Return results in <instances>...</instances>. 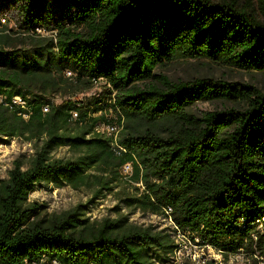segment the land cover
Wrapping results in <instances>:
<instances>
[{
	"label": "trees",
	"instance_id": "16d2710c",
	"mask_svg": "<svg viewBox=\"0 0 264 264\" xmlns=\"http://www.w3.org/2000/svg\"><path fill=\"white\" fill-rule=\"evenodd\" d=\"M17 8L18 30L0 27V94L10 104L0 103V138L32 141L35 155L0 179V264H172L179 244L166 230L123 214L94 220L87 204L50 213L29 201L42 182L86 186L96 199L114 190L128 162L143 187L122 199L129 208L165 215L170 207L179 231L200 234L225 258H264V94L156 73L176 59L264 71V0H23ZM99 81L116 92L111 105L52 101ZM198 101L233 106L199 117ZM110 109L111 122L124 121L121 156L95 131ZM62 146L74 157H55Z\"/></svg>",
	"mask_w": 264,
	"mask_h": 264
},
{
	"label": "rangeland",
	"instance_id": "374dc122",
	"mask_svg": "<svg viewBox=\"0 0 264 264\" xmlns=\"http://www.w3.org/2000/svg\"><path fill=\"white\" fill-rule=\"evenodd\" d=\"M22 1L18 0L17 4L14 1L0 0V27L4 24L2 19L5 18L7 20L5 23L9 22L10 29L18 30L22 19L17 5H20ZM37 32L44 37H50L54 31L41 26L37 28ZM156 73H162L173 81L211 78L243 83L256 87L264 94V71H247L209 59H176L163 67H158ZM69 75L67 73V76ZM74 94L73 88L63 90L54 94L52 101L58 103L62 99L73 97L74 100L84 101L86 105L96 101H103L104 104L111 105L116 92L112 91L111 86L105 81H99L91 88ZM14 104L21 105L18 100ZM232 106L231 103L198 101L191 107V111L201 117L207 112L229 110ZM107 113L111 116L114 115L112 109ZM34 155L35 147L32 141L20 137L0 138V179L8 178L9 171L14 167L16 160L24 163V167H26ZM54 156L68 159L74 157V154L67 146H62L54 152ZM119 173L120 178L114 184V190L112 192L104 191L96 199L94 192L86 186L76 189L67 184L56 187L53 183L42 182L38 183L34 191L30 193L29 201L44 204L50 213H60L78 204H87V215L94 220L113 219L119 214H123L128 216L131 222L152 225L157 229L166 230L180 244L172 264H205L211 261H214L215 264H264L263 257L245 252L232 254L225 258L200 234L192 235L174 230L171 219L166 214L157 215L129 208L122 199L129 194H135L136 187H140V192L143 187L140 183H133L132 174L123 173L122 167L119 169ZM259 229L264 232V222L259 226Z\"/></svg>",
	"mask_w": 264,
	"mask_h": 264
},
{
	"label": "built area",
	"instance_id": "2783aa9c",
	"mask_svg": "<svg viewBox=\"0 0 264 264\" xmlns=\"http://www.w3.org/2000/svg\"><path fill=\"white\" fill-rule=\"evenodd\" d=\"M2 22L5 23L6 19L3 18ZM68 74L71 75V72H68ZM16 100H18L20 102V104H21L20 106L22 108H25V101H23L19 97H16V99L13 100V103H15ZM0 103H3L5 105H10L9 103L6 102V97L3 94H0ZM43 110H44V112H48L49 111V105L48 104L45 105ZM72 114H73V118L76 119L78 117V113L77 112H73ZM23 116L26 119L29 117L28 114H23ZM107 119L108 120H106L104 122L98 123L96 125V127H95V131L97 133H99V134H102L104 137H106L109 140V144H110L111 150L117 156H121L124 153L128 152V150L119 143L120 133H121V130L123 129V122L124 121H121V123L111 122L112 121V116L111 115H108ZM132 171H133V165H132L131 162H128V163H126V164H124L122 166V172L125 173L126 175L127 174H132ZM171 213H172V208L168 207V208L165 209V214L167 215V217H169V219H171V222H172V225H173V229L176 230L177 232L181 233L182 231L178 230V227L176 226V224L172 220ZM263 222H264V218H263ZM263 222L261 223V225L263 224ZM261 233H264V232L261 231ZM173 238L176 241V238L175 237H173ZM176 243H178V242L176 241ZM179 247H180V244H179ZM177 250H179V248ZM177 250L175 251V256H176ZM25 264H60V263H58L55 260L49 262V261L46 260V258H41L39 262H28V261H25Z\"/></svg>",
	"mask_w": 264,
	"mask_h": 264
}]
</instances>
